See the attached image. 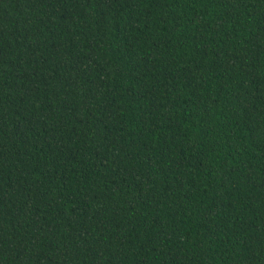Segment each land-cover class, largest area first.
Returning a JSON list of instances; mask_svg holds the SVG:
<instances>
[{
	"label": "trees",
	"instance_id": "trees-1",
	"mask_svg": "<svg viewBox=\"0 0 264 264\" xmlns=\"http://www.w3.org/2000/svg\"><path fill=\"white\" fill-rule=\"evenodd\" d=\"M0 264H264V0H0Z\"/></svg>",
	"mask_w": 264,
	"mask_h": 264
}]
</instances>
